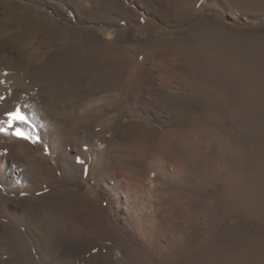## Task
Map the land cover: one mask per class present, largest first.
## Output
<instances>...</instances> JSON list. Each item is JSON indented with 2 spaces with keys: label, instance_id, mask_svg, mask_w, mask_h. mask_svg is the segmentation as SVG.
<instances>
[{
  "label": "rangeland",
  "instance_id": "1",
  "mask_svg": "<svg viewBox=\"0 0 264 264\" xmlns=\"http://www.w3.org/2000/svg\"><path fill=\"white\" fill-rule=\"evenodd\" d=\"M0 97V264H264V0H0Z\"/></svg>",
  "mask_w": 264,
  "mask_h": 264
},
{
  "label": "snow or ice",
  "instance_id": "2",
  "mask_svg": "<svg viewBox=\"0 0 264 264\" xmlns=\"http://www.w3.org/2000/svg\"><path fill=\"white\" fill-rule=\"evenodd\" d=\"M0 99H4V97H0ZM2 115L5 119L0 120V133L12 135L18 139L26 140L31 143L40 142L41 137L36 125H34L29 116L22 111L21 106H17L14 110L3 113ZM45 151H48L47 146ZM79 162L83 163V161Z\"/></svg>",
  "mask_w": 264,
  "mask_h": 264
},
{
  "label": "bare ground",
  "instance_id": "3",
  "mask_svg": "<svg viewBox=\"0 0 264 264\" xmlns=\"http://www.w3.org/2000/svg\"><path fill=\"white\" fill-rule=\"evenodd\" d=\"M9 94H10V93H9ZM12 95H13V93H12ZM14 95H15V94H14ZM7 96H8V94H7ZM8 97H9V96H8ZM6 99H7V98H6ZM7 100H8L9 103L11 104L12 100H11L10 98L7 99ZM8 101H7V102H8ZM10 104H9V105H10ZM12 104H13V103H12ZM1 109H2V108L0 107V110H1ZM82 111H83V110H82ZM79 115H80V114H79ZM10 136H12V135H9V137H10ZM12 137H14V136H12ZM10 139H11V138H10ZM7 141H8V140H7ZM10 142H11V141H10ZM12 143H13V142H12ZM104 148H105V147H104ZM101 149H102V148H101ZM8 157H9V156H8ZM0 168H2V165H1V164H0Z\"/></svg>",
  "mask_w": 264,
  "mask_h": 264
}]
</instances>
